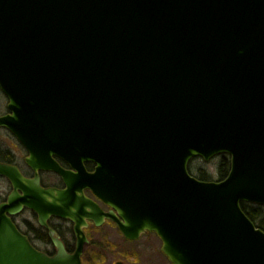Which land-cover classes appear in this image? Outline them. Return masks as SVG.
<instances>
[{
	"label": "water",
	"instance_id": "water-1",
	"mask_svg": "<svg viewBox=\"0 0 264 264\" xmlns=\"http://www.w3.org/2000/svg\"><path fill=\"white\" fill-rule=\"evenodd\" d=\"M0 87V125L36 174L0 162L12 213L45 225L94 206L88 187L127 237L158 232L174 264H264L241 205H264V0H0ZM223 154L224 179L191 173ZM41 171L68 187H43ZM84 239L71 254L55 238L51 256L0 206V264H82Z\"/></svg>",
	"mask_w": 264,
	"mask_h": 264
},
{
	"label": "flooded vegetation",
	"instance_id": "flooded-vegetation-1",
	"mask_svg": "<svg viewBox=\"0 0 264 264\" xmlns=\"http://www.w3.org/2000/svg\"><path fill=\"white\" fill-rule=\"evenodd\" d=\"M11 112L9 98L0 87V116H6ZM29 154L26 146L16 135L7 127L0 125V162L18 166L24 175L32 178L36 174L26 161ZM55 158L63 167L70 168L67 162L57 156ZM87 168L93 171L95 165L88 164ZM39 174L43 187L63 190L68 187V183L55 171H41ZM0 179H2L0 206L6 205L8 216L20 231L27 235L35 248L46 254L53 256L57 253L55 238L63 242L69 253L75 254L78 251L79 239L83 237L84 247L80 255L82 264H174L163 252L164 242L162 243L156 231L146 230L137 238L127 237L117 220L110 216L111 213H115L117 218L121 219L119 213L88 187L83 193L94 206H87L82 211L72 207L73 209L66 210L63 215L51 214L44 225L39 213L29 206L23 205L22 209L11 212L17 205L16 203L10 205L9 196L14 186L6 175H0ZM18 191L23 195L21 190ZM69 200L72 202V199ZM156 238L160 240V244L156 243Z\"/></svg>",
	"mask_w": 264,
	"mask_h": 264
},
{
	"label": "trees",
	"instance_id": "trees-1",
	"mask_svg": "<svg viewBox=\"0 0 264 264\" xmlns=\"http://www.w3.org/2000/svg\"><path fill=\"white\" fill-rule=\"evenodd\" d=\"M196 159H193L189 166L191 173H193L196 177H198L201 180L204 179V180L210 181V180L215 179L214 177L216 176L213 173L214 170L210 171V169L205 166H194V167L192 166L193 161ZM214 167L218 171L219 180L227 177L226 175L229 173L231 169L230 156L227 154H223L220 157H218V162ZM242 207L244 211L246 212V214H248V216L251 217V219L254 221L257 227L259 226L264 230V206H261L258 204L255 205L249 202H246V203L243 202Z\"/></svg>",
	"mask_w": 264,
	"mask_h": 264
},
{
	"label": "rangeland",
	"instance_id": "rangeland-1",
	"mask_svg": "<svg viewBox=\"0 0 264 264\" xmlns=\"http://www.w3.org/2000/svg\"><path fill=\"white\" fill-rule=\"evenodd\" d=\"M217 162H218V157H215V158H213L212 160H210V161H205L203 158H197L196 160H194L193 161V164H192V166L194 167V166H205V167H207V168H209L210 169V171H213L214 170V174H215V176L216 177H214L215 179H218L219 177H218V171H217V169H215V165L217 164ZM1 190H2V179H0V192H1ZM156 243L157 244H160L161 242H160V240L158 239V238H156Z\"/></svg>",
	"mask_w": 264,
	"mask_h": 264
}]
</instances>
